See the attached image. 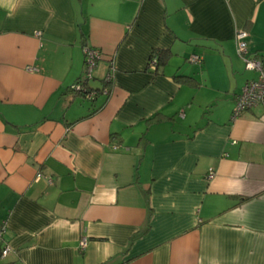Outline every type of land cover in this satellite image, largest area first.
Masks as SVG:
<instances>
[{
  "label": "crops",
  "instance_id": "0c3cea01",
  "mask_svg": "<svg viewBox=\"0 0 264 264\" xmlns=\"http://www.w3.org/2000/svg\"><path fill=\"white\" fill-rule=\"evenodd\" d=\"M237 28L264 65V0H0V264H264V103L231 116L257 76ZM85 45L87 86L110 76L94 100L69 89Z\"/></svg>",
  "mask_w": 264,
  "mask_h": 264
},
{
  "label": "built area",
  "instance_id": "2783aa9c",
  "mask_svg": "<svg viewBox=\"0 0 264 264\" xmlns=\"http://www.w3.org/2000/svg\"><path fill=\"white\" fill-rule=\"evenodd\" d=\"M38 34V33H37ZM247 36L248 33L244 29L237 28L235 31V46L236 52L240 57L245 59L246 67L250 70H255L257 76L255 79L248 80L244 83L241 92L236 96L234 107L232 110V118H236L244 111L255 107L260 103H264V65L262 62L256 57H249L247 54ZM83 77L80 78L79 82H75L71 88L74 91H85L84 86H82V82L84 79H89L92 71L96 65V62L101 58L100 51L91 46L83 47ZM188 61L191 63H199L201 61L200 55L192 54ZM155 58H151L149 61V67L151 69H155L156 65ZM107 80H110V76L106 77ZM103 93H107V90L104 89ZM94 92L86 93L87 99H90L93 96ZM180 116H183V112H180ZM214 171L209 169L207 172V179L211 180L214 178ZM6 223H0V256H4L9 252V246L4 241V233H5ZM86 246V238L82 237L79 241V249L83 250Z\"/></svg>",
  "mask_w": 264,
  "mask_h": 264
},
{
  "label": "trees",
  "instance_id": "16d2710c",
  "mask_svg": "<svg viewBox=\"0 0 264 264\" xmlns=\"http://www.w3.org/2000/svg\"><path fill=\"white\" fill-rule=\"evenodd\" d=\"M170 55H171V53H170V51L168 49H162V48L152 49L149 58L150 59L151 58H155V60H156V63H155L156 68L152 71L153 74H157L158 73V69L160 67H162L166 63V61L170 57ZM174 78L177 79V80L187 79V81H189V79H190L189 77L183 76V75H175ZM79 81H80V78L77 79V82H79ZM107 84H109V80L104 79V86L102 88H100V89H92V88L87 86V79L86 80L84 79V81L82 82V86H84V88H85L84 92L83 91H79V90L78 91H74L71 87H69V89L72 90V92L75 95H81V96H83V98H87L86 93L93 91L94 94L89 100H91V99L94 100L100 93H103L104 89L107 90V87H106ZM103 94H106V93H103ZM159 116H160L159 113H156V114L152 115L150 118H148L147 121L148 122L149 121H157V120H159Z\"/></svg>",
  "mask_w": 264,
  "mask_h": 264
},
{
  "label": "rangeland",
  "instance_id": "374dc122",
  "mask_svg": "<svg viewBox=\"0 0 264 264\" xmlns=\"http://www.w3.org/2000/svg\"><path fill=\"white\" fill-rule=\"evenodd\" d=\"M83 59H84V55H83ZM89 80V79H88Z\"/></svg>",
  "mask_w": 264,
  "mask_h": 264
}]
</instances>
